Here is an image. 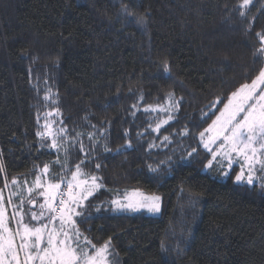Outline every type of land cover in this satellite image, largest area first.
<instances>
[{"label":"trees","instance_id":"trees-1","mask_svg":"<svg viewBox=\"0 0 264 264\" xmlns=\"http://www.w3.org/2000/svg\"><path fill=\"white\" fill-rule=\"evenodd\" d=\"M263 37L264 0H0L8 226L22 210L43 223L52 200L34 185L78 167L98 186L74 218L85 257L107 245L108 264H264V177L224 179L199 140L263 70ZM167 100L156 131L150 109ZM133 190L159 195L160 213L115 211Z\"/></svg>","mask_w":264,"mask_h":264},{"label":"rangeland","instance_id":"rangeland-1","mask_svg":"<svg viewBox=\"0 0 264 264\" xmlns=\"http://www.w3.org/2000/svg\"><path fill=\"white\" fill-rule=\"evenodd\" d=\"M261 43L264 52V37ZM174 107L167 100L164 106L150 109L159 122L156 131L170 121L168 116ZM199 140L202 149L210 156L211 164L219 166L224 179L234 166L241 177L245 174L247 180L256 178L257 174L263 179L264 67L252 83L241 86L231 95ZM42 183L38 182L34 187L37 190L46 187L45 194L52 200L43 223L32 224L30 215L22 210L19 220H13L12 231L5 213L0 211V264H108L105 259L107 245L97 249L91 257H85L76 241L78 234L74 218L78 207L97 192L96 181L76 167L61 186ZM113 209L157 215L161 210V198L157 194L133 190L116 199Z\"/></svg>","mask_w":264,"mask_h":264},{"label":"water","instance_id":"water-1","mask_svg":"<svg viewBox=\"0 0 264 264\" xmlns=\"http://www.w3.org/2000/svg\"><path fill=\"white\" fill-rule=\"evenodd\" d=\"M33 206V205H32Z\"/></svg>","mask_w":264,"mask_h":264}]
</instances>
